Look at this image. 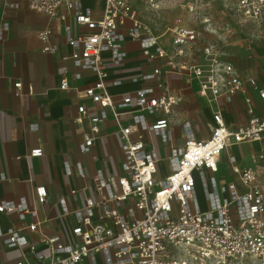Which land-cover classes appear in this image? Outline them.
<instances>
[{"label":"built area","instance_id":"1","mask_svg":"<svg viewBox=\"0 0 264 264\" xmlns=\"http://www.w3.org/2000/svg\"><path fill=\"white\" fill-rule=\"evenodd\" d=\"M136 0H104L100 16L85 0H0L3 7L18 9L25 3L30 9L51 18L73 23L62 25L63 38L72 49L69 56L78 70H90L97 76L93 85L78 90L62 79L60 89H75L81 97L99 105L90 112L81 104L75 118L81 127L84 120L90 128L83 133L78 145L81 153L91 152L100 137L99 125L111 117L117 124L121 140L120 172L107 175L98 168L94 175L96 197H86L81 207L71 209L62 197L57 201L60 217L74 216V224L64 235L49 236L41 231L46 222L39 218L36 205L21 198L18 201H0V213L15 212L20 224L4 231L0 224V237L7 236L8 247L21 245L23 231L39 232L38 244L45 246L49 255L36 243L29 242L34 263L16 264H264V119L253 116L248 124L229 126L219 109L213 113L210 137L199 139L188 119L180 121L184 139L177 144L173 126L175 107L181 97L175 94L164 79L158 82L161 93L152 87L138 89L123 96L109 92V85L121 84L119 79L109 80L108 66H121L127 59L125 41H138L142 53L149 59L165 60L170 68L156 67L142 75L145 81L155 80L164 71H176L196 80L197 93L209 103L224 99L230 103L237 93L246 94L245 83L257 86L254 77L243 79L235 66L224 60L219 52L205 45L206 62L192 63L186 50L192 48L199 33L180 24L156 35L140 18ZM152 11H161L172 0H137ZM226 16L229 11L236 24L264 23V0H220ZM64 9V11H61ZM193 11L194 7L189 6ZM228 12V13H229ZM132 25L125 33V19ZM234 22V23H235ZM232 23L226 22L229 28ZM86 29L84 31L83 29ZM9 30L4 21L1 33ZM171 49L161 37L168 31ZM171 34V33H170ZM53 30L39 32L43 52L56 54L59 43L52 40ZM75 79H81L80 71ZM134 78L133 81H137ZM21 93L22 83H15ZM33 93L30 85L28 94ZM264 98V90H259ZM250 104L251 99L246 96ZM249 112L253 110L249 108ZM38 131L39 125H30ZM153 138L167 147L165 159L159 157ZM258 142L261 147L254 157V165L241 167L230 148L241 143ZM223 153L238 182L221 181L219 163ZM42 148L32 149L30 156H41ZM165 164L166 170L162 167ZM66 176L73 173L72 165L62 163ZM79 176L84 177L81 161L74 164ZM5 180L4 174L0 175ZM202 192V199L199 197ZM72 194L77 190L73 189ZM37 203L51 204L47 188L34 189ZM31 217L33 220L24 224Z\"/></svg>","mask_w":264,"mask_h":264},{"label":"crops","instance_id":"2","mask_svg":"<svg viewBox=\"0 0 264 264\" xmlns=\"http://www.w3.org/2000/svg\"><path fill=\"white\" fill-rule=\"evenodd\" d=\"M7 1L11 3L17 0ZM85 3L95 8L97 16L101 15L104 0H85ZM139 3L142 1H135V8ZM172 5L171 1L165 9H171L173 17L190 12L186 11L184 4ZM4 21L9 23V30L1 33ZM71 22L73 23V18L65 21L51 18L30 9L25 3H21L18 9L3 7L0 10V175L6 176L5 180L0 179V201H18L24 198L30 206L36 205L39 218L46 220L41 225V231L49 236L64 235L74 224L73 215L60 217L58 199L64 197L71 209L83 206L86 197H96V170L100 168L107 175H117L122 158L121 140L112 117L99 125L100 137L91 152L81 153L78 149L83 133L90 128L87 120H84L81 127L75 123L78 106L84 104L91 113L100 107L90 99L81 97L73 88L60 89L64 78L68 79L70 86L78 90L93 85L97 79L94 72L75 68L71 58L63 59V56L70 55L72 49L64 41L62 25ZM182 25L188 29L198 26L188 19ZM45 28L53 30L52 40L59 43L56 54L42 50L39 32ZM83 30L86 31L85 28ZM229 30L233 38L232 45L243 46V41L247 45H244L242 52L234 53L230 58L221 57L231 62L243 79L254 77L257 83L256 87L245 83L246 94L237 93L230 103L224 99L209 103L206 98L198 95L196 80L176 71H164L155 80H143L142 75L152 72L158 66L163 67V70L170 67L165 60L144 56L140 43L130 38L124 43L127 50L126 61L118 67L108 66V79L121 81L120 85H109V92L119 97L138 89L152 87L155 94L159 95L161 91L157 84L164 79L173 92L181 97L175 107L173 126L177 144L184 141L180 129L182 119L192 122L199 139L210 137L209 125L213 123V113L217 109L229 126L246 125L253 116L264 119V98L259 93L260 89L264 90V23H232ZM161 42L167 48L168 42ZM189 60L193 63L190 58ZM77 71L81 72V79H75L74 74ZM134 78L138 80L133 81ZM18 81L22 83L20 94L15 87ZM30 85L33 88L32 94H28ZM246 96L251 99L250 104L245 101ZM249 108L253 113L249 112ZM33 123L39 125L38 131L30 130ZM157 141L163 145L159 139ZM39 147L43 154L30 156L31 150ZM260 147L258 142L241 143L230 148L229 152L236 157L238 165L247 167L254 165V157ZM65 160L73 168L70 176L63 172L62 163ZM77 161H81L84 166V177L79 176L74 168ZM162 167L166 170L165 164ZM219 178L221 181L238 182L237 176L229 168L227 153H223L219 163ZM40 185L46 186L51 204L36 202L34 189ZM73 189L77 190L76 194L71 193ZM32 220L33 218L28 217L24 224ZM0 224L7 231L19 225L20 221L15 212L0 213ZM21 236L23 239L19 247H8L7 236L0 237V264H16L19 261L34 263L35 258L30 252L29 242L36 243L49 255L48 249L38 244L39 232L25 230ZM86 264L90 262L86 260ZM96 264H102L100 258Z\"/></svg>","mask_w":264,"mask_h":264},{"label":"rangeland","instance_id":"3","mask_svg":"<svg viewBox=\"0 0 264 264\" xmlns=\"http://www.w3.org/2000/svg\"><path fill=\"white\" fill-rule=\"evenodd\" d=\"M218 2L221 11V20H219V22H217L218 20L216 17V10L219 6ZM178 4H184L185 9H187L186 11H190L189 6L194 7V10L190 11L189 14L186 13V15L183 16L175 15L173 17L171 9H165L158 12L152 11L144 2L137 4L136 8L142 21L148 25L156 35H161L168 28L172 29V26H177L176 17L182 20L180 24H183V22L188 19L191 23L193 22L198 25L194 30L199 33V38L197 42L192 45L191 49L186 50L187 55L189 56L188 58H190L193 63L201 62V64H203L206 62L207 55L204 51L205 45L213 47L219 52L220 56L226 58H230L234 53L242 52L245 49V41H243V46L237 47L236 45H232L231 41H233V38L231 37V31L224 22L234 23L235 20L229 11H226L227 14L225 16L223 5L220 0H175L172 6H177ZM206 19L210 20L204 21ZM175 22L176 24L174 25ZM124 23V32L127 33L128 28L132 25V21L126 18ZM236 23L237 22H235V24ZM170 37H172L171 30L160 38L161 41H165V44L168 42L166 46L169 49L172 48V45L169 42ZM151 146L155 147L159 157H166V146L160 145L156 138L151 140ZM202 195V192L199 191V197L201 199Z\"/></svg>","mask_w":264,"mask_h":264},{"label":"flooded vegetation","instance_id":"4","mask_svg":"<svg viewBox=\"0 0 264 264\" xmlns=\"http://www.w3.org/2000/svg\"><path fill=\"white\" fill-rule=\"evenodd\" d=\"M175 0H172V2H174ZM181 4H178L177 6H180ZM218 7H217V10H216V17H217V22H219V20H221V11H220V4L218 2ZM210 19H206L204 21H209ZM182 21V20H181Z\"/></svg>","mask_w":264,"mask_h":264}]
</instances>
